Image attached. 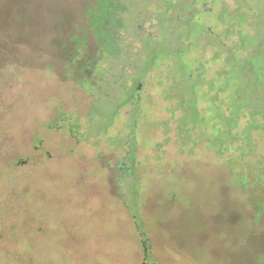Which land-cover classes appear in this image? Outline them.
Wrapping results in <instances>:
<instances>
[{"label": "rangeland", "instance_id": "374dc122", "mask_svg": "<svg viewBox=\"0 0 264 264\" xmlns=\"http://www.w3.org/2000/svg\"><path fill=\"white\" fill-rule=\"evenodd\" d=\"M110 2L0 0V264H264V0L218 35L181 0L127 65L148 99L121 87Z\"/></svg>", "mask_w": 264, "mask_h": 264}, {"label": "flooded vegetation", "instance_id": "af4514ba", "mask_svg": "<svg viewBox=\"0 0 264 264\" xmlns=\"http://www.w3.org/2000/svg\"><path fill=\"white\" fill-rule=\"evenodd\" d=\"M180 1L181 0H111L108 4L111 18L107 20V31L110 38H114L116 43V48L113 49V52H110V55L116 60L115 64L120 66L123 71V75L119 79L120 81H123V79L125 80V77H127L125 73L127 70H133L134 80H131L130 85L124 84L121 85V87H132L134 85L133 82L135 81L137 85L135 88L132 87L131 93V96L134 98L148 99L151 98L152 95L143 94L146 88L144 90L142 85L145 82L137 78L139 75L138 68L127 67L130 63V58L139 53H144V55L139 57V60L141 62L149 60L147 55L148 53L153 52L154 49L149 50L148 47L155 48L160 42H162L160 40V36L162 35L161 23L171 22L177 14L192 16L194 9L187 3ZM241 3L242 0H206V2H202L200 7L207 11L209 15L215 14L216 19V25L212 27L210 26L212 24H209L210 28L207 26L205 33L218 35V33L222 31L219 26V23L222 22V18H219V15L222 16L224 13H227V15H236L243 9ZM140 5H147V12H142L140 10ZM211 11H213V13ZM251 21V17L247 18L246 24ZM145 39L148 40V47H145L143 43ZM239 39L240 31H236L232 41L238 42ZM141 49L144 50V52H140ZM228 57L229 55L227 56V54L219 55L221 60H227ZM159 70L161 71L159 74L165 76L164 73L166 71V66H159ZM136 71H138V73ZM150 75H148V77H150ZM184 76L188 80L192 79V75H188L187 73L184 74ZM162 81L165 82L162 84L163 87L157 88L160 92L158 94L159 96L164 97L168 90H171L174 96L178 93V88H175V85L173 84H169V79L165 78ZM143 87H145V84ZM152 87L155 88V85Z\"/></svg>", "mask_w": 264, "mask_h": 264}, {"label": "trees", "instance_id": "16d2710c", "mask_svg": "<svg viewBox=\"0 0 264 264\" xmlns=\"http://www.w3.org/2000/svg\"><path fill=\"white\" fill-rule=\"evenodd\" d=\"M92 24H93V22H92ZM2 44H3V42H0V46ZM110 52L111 51H109V54H110ZM0 55H2V53H0ZM7 55L11 56L10 57V61L8 63L6 62L7 64L4 63V62L0 63V65H2V66L4 65L3 66L4 68L1 66L3 69H0V75L3 74V73H5L7 75V74H10V72H13V71L16 72L17 71L18 66H17V63L13 62V59H12L13 55L10 52H8ZM4 58H6V57H4ZM7 58L9 59V57H7ZM8 79H9V77H8ZM143 239H144L143 240L144 241V247L147 249V242H145V237ZM26 255H29V253L26 254Z\"/></svg>", "mask_w": 264, "mask_h": 264}, {"label": "water", "instance_id": "95a60500", "mask_svg": "<svg viewBox=\"0 0 264 264\" xmlns=\"http://www.w3.org/2000/svg\"><path fill=\"white\" fill-rule=\"evenodd\" d=\"M145 264H149V263H145ZM152 264H159V263L154 262V263H152Z\"/></svg>", "mask_w": 264, "mask_h": 264}]
</instances>
